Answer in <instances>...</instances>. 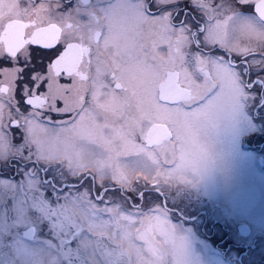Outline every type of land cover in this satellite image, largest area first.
Instances as JSON below:
<instances>
[{"label":"snow or ice","instance_id":"6c2138e0","mask_svg":"<svg viewBox=\"0 0 264 264\" xmlns=\"http://www.w3.org/2000/svg\"><path fill=\"white\" fill-rule=\"evenodd\" d=\"M0 27V62L63 45L46 76L0 86V206L26 229L13 250L35 217L56 242L39 264H185L189 238L141 201L194 181L204 127L264 105V0H0ZM131 155L151 162L143 190L117 162Z\"/></svg>","mask_w":264,"mask_h":264},{"label":"rangeland","instance_id":"374dc122","mask_svg":"<svg viewBox=\"0 0 264 264\" xmlns=\"http://www.w3.org/2000/svg\"><path fill=\"white\" fill-rule=\"evenodd\" d=\"M61 106H63L62 102ZM232 120H234V129H237L233 134L236 143L235 148L232 145H218L217 142L221 143L222 139L213 137L209 127H204L198 139L205 149L206 157L194 181L188 184L178 183L165 186V188L170 187L174 191L169 190L172 196L167 195L166 199L154 191H147L144 201H141L164 205L165 201L167 202L166 208L171 213L172 223L178 227L179 235L187 236L190 240L185 264H264V168H261L262 173L254 167L258 163L256 162L257 157H260L257 155L263 154L264 156V148L259 154L250 151L242 152L238 148V137L241 133L249 130H260V127L258 124L251 123L243 111L240 115L233 117ZM227 121L229 122V119L220 117L209 125L220 129L229 125ZM138 159L139 157L134 155L120 156L117 158V162L127 163L130 167L135 168L132 180L135 183L136 178L139 177L140 183L137 184V187L143 190V177L149 170L148 165L151 162L135 165L134 162ZM247 162L251 163L252 167H249ZM122 172L125 176L129 175V170L122 169ZM139 173L142 176L138 175ZM152 175H155L154 171ZM201 182L205 184L204 192L211 197L221 199L223 203L225 202L230 205L229 207H232L231 215L227 212H221L220 215L213 216L219 217L223 225H225L224 221L231 224L225 225L227 230H222L221 224L219 228L214 227L213 229L202 228L194 224L187 225L184 223V219L178 216V213H173V209L169 210V208H177L175 204L173 205L176 203L184 216L182 210L184 207L178 203V201L184 203V194L181 189L184 188V185H188L195 192H198V183ZM129 195L133 196L134 194ZM114 198L123 203L118 193ZM4 207L0 206V264H39L48 256L49 245L52 246L54 252L56 242L33 217L32 223L36 227V239L29 241V247L22 249L21 254H17L12 245L17 238L22 237L25 227L17 224L16 214L12 211L10 204L6 208L12 212L5 211ZM242 225L246 226L248 235L240 232ZM226 232L227 236L224 237ZM224 238L226 242H220ZM254 239L256 240L255 247L250 249L249 244L253 243ZM243 245L247 249L243 253L245 256L242 255L240 258L239 255L243 250L239 246ZM72 247L75 249V245ZM73 260H75V254H73Z\"/></svg>","mask_w":264,"mask_h":264},{"label":"flooded vegetation","instance_id":"af4514ba","mask_svg":"<svg viewBox=\"0 0 264 264\" xmlns=\"http://www.w3.org/2000/svg\"><path fill=\"white\" fill-rule=\"evenodd\" d=\"M245 12L251 11L250 9H243ZM3 29L0 27V33H2ZM31 51V59L30 62H26L23 58L20 59L18 64L12 63L10 61H2L0 62V70L4 68H9V69H16V71H11L9 73H4L3 71H0V86H5L9 82H15L17 86H23L25 83L28 82L30 76L33 73H40L42 75H47L48 71V65L55 60L60 52L63 50V45H56L52 48H44L42 45H27ZM218 52L220 51L219 49L217 50ZM106 59V58H105ZM22 70V71H21ZM65 77L61 76L59 78V83L65 84L69 83ZM46 89V82H45V87L42 88L41 90ZM5 94L0 93V96H3ZM8 95H11V93H8ZM61 106V105H60ZM7 111V109H5ZM242 111L245 113V115L248 117L249 121L253 124H258L260 127V130H254V131H246L244 133H241L239 135V140H238V148L242 152L250 151L259 154L262 149L264 148V105H261L259 102L257 105H253L251 102H249V105L247 107H244ZM229 119L228 126H225L223 128H215L211 125H207L209 129L212 131V136L214 137H219L222 139V142L218 143V145H223V146H229L232 145L233 148L236 147V143L234 141L233 134L236 132L234 129V120L232 118H227ZM239 131V130H238ZM236 135V134H235ZM234 135V136H235ZM233 137V140H231ZM215 146V144H213ZM256 154V155H257ZM260 157H257L258 162L256 164L255 169L257 171H261V168H264V156L263 154L257 155ZM247 158V157H246ZM247 160V159H246ZM253 165L254 161L252 159ZM248 166H251V163L247 162ZM252 167V166H251ZM262 172V171H261ZM263 173V172H262ZM5 175H10V173L5 170ZM142 176V174H138ZM19 177H17L18 179ZM112 182V181H108ZM151 187V184L150 186ZM205 187V184L203 182L198 183V192H195L191 187L188 185H184V188H182V192L184 194V203L182 202L178 203L182 206L183 205V213L180 212L178 209V206L176 203L175 206L177 208H170L173 209V213H178L181 218L184 219V223L187 225H197L201 226L202 228H214L222 225V230H227L228 228L225 227V225H231L228 224L227 221H224L225 225H223L219 219V217H213L220 215L221 212H227V214L231 215L232 214V207H229L230 205L227 203H223L221 199H217L216 197H211L208 195L206 192L203 191V188ZM173 191L170 187L167 189L163 187L160 191H154L155 193H158L159 196L162 198L166 199L167 195H171V192ZM174 192V191H173ZM131 194V193H130ZM169 209V210H170ZM8 212H12L11 210H8ZM224 226V227H223ZM26 230V229H25ZM214 231V230H213ZM22 232V236H23ZM214 234V233H213ZM227 234L225 233L226 237ZM226 242L225 238L221 240L220 242ZM255 241V239H254ZM218 245V244H217ZM227 249V248H226ZM226 256V255H225ZM224 256V257H225ZM239 257H241L239 255ZM227 258V257H226Z\"/></svg>","mask_w":264,"mask_h":264},{"label":"water","instance_id":"95a60500","mask_svg":"<svg viewBox=\"0 0 264 264\" xmlns=\"http://www.w3.org/2000/svg\"><path fill=\"white\" fill-rule=\"evenodd\" d=\"M54 61V60H53ZM52 61V62H53ZM240 232L242 233V234H246L247 233V228H246V226H241L240 227Z\"/></svg>","mask_w":264,"mask_h":264}]
</instances>
